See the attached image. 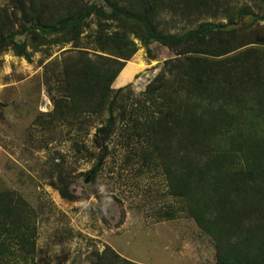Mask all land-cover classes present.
Segmentation results:
<instances>
[{"label":"rangeland","instance_id":"1","mask_svg":"<svg viewBox=\"0 0 264 264\" xmlns=\"http://www.w3.org/2000/svg\"><path fill=\"white\" fill-rule=\"evenodd\" d=\"M94 1L106 16L90 15L77 39L35 47L17 8L28 0H0V29L27 44L22 55L11 44L0 50V264H219L211 237L163 167L186 93L165 83L182 75L188 86L187 71L217 74L245 58L231 92L264 100V0H150L151 20L164 34L233 22L235 44L254 42L219 56L185 52V44H143L144 23ZM102 29L125 31L136 51L122 59L102 50L95 39ZM204 31L206 48L223 49L215 28ZM249 49L255 53L246 59ZM82 56L95 65L116 58L122 68L103 106L74 111L69 86L80 77ZM256 57L260 74L248 69Z\"/></svg>","mask_w":264,"mask_h":264},{"label":"trees","instance_id":"2","mask_svg":"<svg viewBox=\"0 0 264 264\" xmlns=\"http://www.w3.org/2000/svg\"><path fill=\"white\" fill-rule=\"evenodd\" d=\"M105 1L129 22L142 26L144 23L146 32L138 35L143 44L149 40L170 46L185 44V52L219 56L254 43L235 44L239 28L232 26L233 22L201 24L180 35L164 34L151 20L154 4L150 0H126L124 5L120 0ZM28 2V8L23 3L17 8L22 12V26L35 47L73 41L87 26L90 15L106 16L94 0L85 5L81 0ZM208 28L216 29L215 39L223 49L206 48L200 37ZM15 34L19 33L2 26L0 50L11 44L14 54L22 55L27 44L15 41ZM95 39L102 50H110L117 58L128 59L137 49L125 31L106 33L102 29ZM192 39L194 43L190 45ZM252 52L255 50L246 52L250 53L246 59H251ZM244 59L232 58L217 74L206 69L199 73L187 71L188 86L182 75L165 83L186 93L180 115L172 118V150L163 157V167L174 181V194L186 199L190 216L211 237L219 264H264V100L248 101L244 94H234L230 89L232 74L244 69ZM107 61L95 65L88 57L80 58V77L69 86L70 109L88 111L94 104L104 105L106 91L122 68V64L114 66L119 64L116 58ZM261 62L254 58L248 69L260 74ZM120 78L121 74L118 84ZM258 78L259 82L264 81V74Z\"/></svg>","mask_w":264,"mask_h":264}]
</instances>
